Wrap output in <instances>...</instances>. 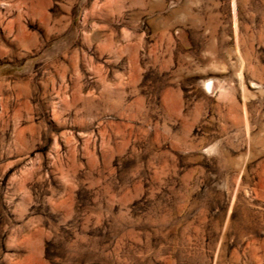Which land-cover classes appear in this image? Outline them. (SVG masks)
I'll return each instance as SVG.
<instances>
[{
	"label": "rangeland",
	"instance_id": "374dc122",
	"mask_svg": "<svg viewBox=\"0 0 264 264\" xmlns=\"http://www.w3.org/2000/svg\"><path fill=\"white\" fill-rule=\"evenodd\" d=\"M0 264H264V0H0Z\"/></svg>",
	"mask_w": 264,
	"mask_h": 264
}]
</instances>
